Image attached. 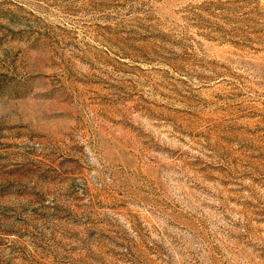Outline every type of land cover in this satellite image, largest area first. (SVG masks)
Here are the masks:
<instances>
[{
  "label": "rangeland",
  "instance_id": "obj_1",
  "mask_svg": "<svg viewBox=\"0 0 264 264\" xmlns=\"http://www.w3.org/2000/svg\"><path fill=\"white\" fill-rule=\"evenodd\" d=\"M0 264H264V0H0Z\"/></svg>",
  "mask_w": 264,
  "mask_h": 264
}]
</instances>
